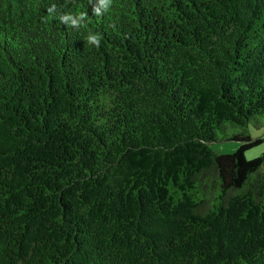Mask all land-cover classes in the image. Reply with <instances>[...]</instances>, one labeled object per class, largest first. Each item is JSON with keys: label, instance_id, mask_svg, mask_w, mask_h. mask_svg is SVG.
<instances>
[{"label": "trees", "instance_id": "1", "mask_svg": "<svg viewBox=\"0 0 264 264\" xmlns=\"http://www.w3.org/2000/svg\"><path fill=\"white\" fill-rule=\"evenodd\" d=\"M251 126L264 0H0V264H264Z\"/></svg>", "mask_w": 264, "mask_h": 264}, {"label": "rangeland", "instance_id": "2", "mask_svg": "<svg viewBox=\"0 0 264 264\" xmlns=\"http://www.w3.org/2000/svg\"><path fill=\"white\" fill-rule=\"evenodd\" d=\"M249 134L252 139H262V142L257 146L252 147L250 150L244 153V158L247 161H250L254 158H259L264 154V129L263 128H255L249 127ZM239 142H231V141H223L216 144H211V148L213 152L216 154H232L234 151L238 149Z\"/></svg>", "mask_w": 264, "mask_h": 264}, {"label": "clouds", "instance_id": "3", "mask_svg": "<svg viewBox=\"0 0 264 264\" xmlns=\"http://www.w3.org/2000/svg\"><path fill=\"white\" fill-rule=\"evenodd\" d=\"M100 5H101V7L106 8L108 6V0H100ZM96 11L99 12L100 8H97ZM62 19H64V18H62ZM73 23H76V22L73 21ZM88 40L91 41L92 44L97 45V46L99 45V42H100L98 35H91L88 37Z\"/></svg>", "mask_w": 264, "mask_h": 264}]
</instances>
